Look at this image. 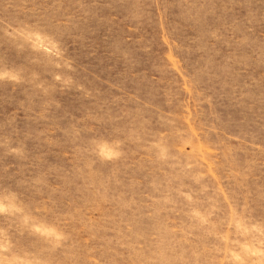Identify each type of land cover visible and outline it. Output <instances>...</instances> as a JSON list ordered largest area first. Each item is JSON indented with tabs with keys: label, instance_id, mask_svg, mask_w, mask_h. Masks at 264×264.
<instances>
[{
	"label": "rangeland",
	"instance_id": "1",
	"mask_svg": "<svg viewBox=\"0 0 264 264\" xmlns=\"http://www.w3.org/2000/svg\"><path fill=\"white\" fill-rule=\"evenodd\" d=\"M0 264H264V0H0Z\"/></svg>",
	"mask_w": 264,
	"mask_h": 264
}]
</instances>
